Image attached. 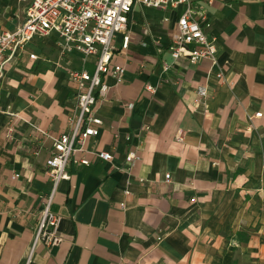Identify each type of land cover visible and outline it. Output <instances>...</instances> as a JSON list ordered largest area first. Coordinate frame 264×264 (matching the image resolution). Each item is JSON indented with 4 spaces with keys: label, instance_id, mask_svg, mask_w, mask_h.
<instances>
[{
    "label": "crops",
    "instance_id": "0c3cea01",
    "mask_svg": "<svg viewBox=\"0 0 264 264\" xmlns=\"http://www.w3.org/2000/svg\"><path fill=\"white\" fill-rule=\"evenodd\" d=\"M31 1L0 0V30L21 23ZM187 3L210 23L214 64L169 55ZM187 3L133 5L128 47L112 56L122 81L102 76L108 90L94 106L102 124L86 142L112 160L86 153L88 166L69 162L49 207L63 237L54 247L32 246L52 182L51 142L31 126L53 136L70 130L68 73H92L94 58L61 54L51 32L8 62L0 81V264H264V0ZM121 41L116 33L117 48ZM200 88L207 94L195 103ZM6 107L17 115L11 139ZM130 151L139 159L126 171Z\"/></svg>",
    "mask_w": 264,
    "mask_h": 264
},
{
    "label": "built area",
    "instance_id": "2783aa9c",
    "mask_svg": "<svg viewBox=\"0 0 264 264\" xmlns=\"http://www.w3.org/2000/svg\"><path fill=\"white\" fill-rule=\"evenodd\" d=\"M187 2L188 0H32L25 9L21 23L12 30H0V81L8 62L23 53L33 37L51 32L59 37L61 54L78 52L83 62L89 57L94 58L92 73L85 70H72L68 73L70 81L75 85L70 130L53 136L36 126H31L35 137L44 136L51 142L50 154L46 160V173L52 182V191L40 213L32 246L41 243L45 247H54L63 241L58 232L60 216L49 207L58 183L69 179L66 172L69 162L73 159L80 165L88 166L90 161L85 157L86 153H91L94 159L105 162L112 160L110 152L88 150L86 142L99 134L102 124L94 112V106L106 97L108 90L102 76H110L115 83L122 81L124 67L112 63V56L114 51L123 52L128 47L129 35L124 31L133 5L164 9ZM209 26L204 10L191 7L187 3L170 35L168 52L172 60L185 59L193 64L207 59L214 64L215 39L208 38L205 34ZM116 33H122L119 48L114 45ZM28 58L35 60L36 55L29 54ZM167 69L168 66L164 65L163 70ZM216 78L221 79L222 73H217ZM145 89L151 93L155 91V87L150 85H146ZM196 94L198 98L194 102L198 103V99L205 98L207 92L205 88H200ZM131 106V103L126 105L128 109ZM3 112L7 118L4 136L11 139L17 115L11 112L9 107ZM204 112L206 113L207 109H204ZM253 117H261V113L257 112ZM176 140L181 141V136L177 135ZM138 159L135 152L127 153L124 159L127 163L125 170L130 171ZM168 178L169 175L166 174L165 179ZM124 193L128 191L125 190Z\"/></svg>",
    "mask_w": 264,
    "mask_h": 264
},
{
    "label": "rangeland",
    "instance_id": "374dc122",
    "mask_svg": "<svg viewBox=\"0 0 264 264\" xmlns=\"http://www.w3.org/2000/svg\"><path fill=\"white\" fill-rule=\"evenodd\" d=\"M87 69L90 70V67L88 66Z\"/></svg>",
    "mask_w": 264,
    "mask_h": 264
}]
</instances>
